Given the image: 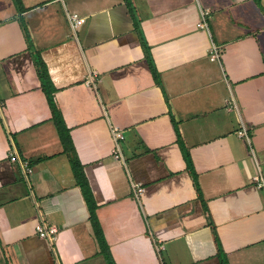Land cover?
Here are the masks:
<instances>
[{
  "label": "crops",
  "instance_id": "obj_1",
  "mask_svg": "<svg viewBox=\"0 0 264 264\" xmlns=\"http://www.w3.org/2000/svg\"><path fill=\"white\" fill-rule=\"evenodd\" d=\"M255 177L264 0H0V264H264Z\"/></svg>",
  "mask_w": 264,
  "mask_h": 264
},
{
  "label": "built area",
  "instance_id": "obj_2",
  "mask_svg": "<svg viewBox=\"0 0 264 264\" xmlns=\"http://www.w3.org/2000/svg\"><path fill=\"white\" fill-rule=\"evenodd\" d=\"M207 10H202L201 12V20L198 22V26L200 27H205L206 26V17L208 15ZM68 20L69 23L71 24V27L73 30L75 29L76 26L81 25L83 23V18L80 17L77 13H69L68 14ZM220 56V52L217 46L213 45L210 48L209 51V57L211 60L218 61ZM100 81L98 73L96 70H90L87 73V76L85 78V82L88 86H93L96 87L98 82ZM111 128V134L114 139V148H113V157L115 160H117L120 163H125L124 156L122 154V147H121V141L124 139V134L123 130L117 126H110ZM237 135L239 137H243L247 140L249 139L248 133L245 129L244 126H242L240 129L237 131ZM9 159L12 162H17L22 175L26 180H28V176L33 172V167L31 166L30 162L28 160H25L23 158H20L17 153L13 152L9 154ZM255 180L257 181V186L259 187H264V179L260 177H255ZM134 187V193L138 197L142 192H143V187L139 183H132ZM35 230L38 234L39 237L47 240L49 244H52L55 242L57 239V235L59 232V229L56 225L49 223L45 220L39 221L35 225ZM156 249L158 252L162 251L164 249L163 243L159 242L156 245Z\"/></svg>",
  "mask_w": 264,
  "mask_h": 264
},
{
  "label": "trees",
  "instance_id": "obj_3",
  "mask_svg": "<svg viewBox=\"0 0 264 264\" xmlns=\"http://www.w3.org/2000/svg\"><path fill=\"white\" fill-rule=\"evenodd\" d=\"M66 135L67 134H62L63 139L65 141L67 139ZM77 178H78V182L81 185V188H82L83 194L85 196V199H86V201L88 203V206L92 208L93 207L92 196H91V192H90L89 186H88L87 181H86V177L84 176V173L82 171H80V170L79 171L77 170ZM222 263L223 264H228L227 260L225 258H222Z\"/></svg>",
  "mask_w": 264,
  "mask_h": 264
}]
</instances>
